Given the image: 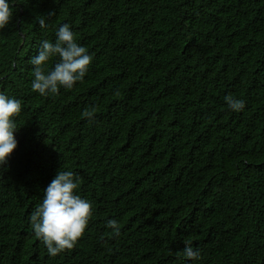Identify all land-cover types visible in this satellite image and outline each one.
Here are the masks:
<instances>
[{
  "label": "trees",
  "instance_id": "16d2710c",
  "mask_svg": "<svg viewBox=\"0 0 264 264\" xmlns=\"http://www.w3.org/2000/svg\"><path fill=\"white\" fill-rule=\"evenodd\" d=\"M13 7L0 91L22 111L0 165V264H264V0ZM63 23L93 60L83 83L42 97L28 61ZM227 95L246 108L231 111ZM62 167L94 213L76 246L51 257L30 215ZM185 239L199 260L180 259Z\"/></svg>",
  "mask_w": 264,
  "mask_h": 264
},
{
  "label": "clouds",
  "instance_id": "9594fccd",
  "mask_svg": "<svg viewBox=\"0 0 264 264\" xmlns=\"http://www.w3.org/2000/svg\"><path fill=\"white\" fill-rule=\"evenodd\" d=\"M13 4L14 0H0V30L6 29L12 22ZM38 23L41 30L49 27L45 16L38 17ZM92 60L88 49L78 42L71 25L63 23L55 29V39H43L38 45V54L28 61L34 66L31 70V90L42 97H54L61 89L71 90L77 83L84 82ZM224 99L233 112H242L246 108L242 98L227 95ZM21 111L19 99L0 91V165L7 162L18 146L16 120ZM84 116L91 122L94 110H86ZM79 188L78 174L62 167L43 190V199L30 215L34 235L51 257L73 249L93 216V203L79 194ZM106 226L115 235L120 234L116 219H109ZM183 244L182 256L178 254L181 260L200 259V251L191 240L185 239Z\"/></svg>",
  "mask_w": 264,
  "mask_h": 264
}]
</instances>
